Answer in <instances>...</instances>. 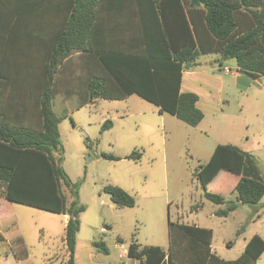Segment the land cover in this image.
<instances>
[{
	"label": "trees",
	"instance_id": "obj_1",
	"mask_svg": "<svg viewBox=\"0 0 264 264\" xmlns=\"http://www.w3.org/2000/svg\"><path fill=\"white\" fill-rule=\"evenodd\" d=\"M101 1L77 0L45 69L47 78L38 108L40 123H11L0 110V197L67 215L65 264H75L79 214L85 206L78 203V182H71L61 166L63 147L58 124L70 116L73 108L53 107L57 62L76 52L89 58L88 71L76 87L75 107L98 98L121 99L136 94L156 105L160 112L170 113L190 126H196L203 113L196 106L197 94L180 91V83L182 71L199 55L219 53L225 59H234L238 71L247 76H264V0H152L151 11L141 14L151 26L144 25L141 42L129 43L115 39L114 30L107 42L104 30L94 26ZM67 82L68 79L65 87L70 88ZM110 125L111 120H104L101 130ZM100 156L120 159L112 153L102 152ZM139 157L138 151L125 156ZM219 169L235 177L231 190L235 197L225 199L220 193L203 189L207 200L225 204L214 211L215 215L227 216L240 204L251 206L254 212L264 205V179L254 155L236 145L219 143L207 165L200 166L194 174L204 188L203 182L213 179ZM62 185L73 196L71 200L66 199ZM103 190L117 206L135 205L134 197L118 185L106 184ZM175 225L186 240L183 249L140 247L132 237L127 257L139 264H255L264 252V239L253 234L237 258L225 260L211 251V229ZM168 226L173 232L170 220ZM0 240H4L1 231Z\"/></svg>",
	"mask_w": 264,
	"mask_h": 264
},
{
	"label": "rangeland",
	"instance_id": "obj_2",
	"mask_svg": "<svg viewBox=\"0 0 264 264\" xmlns=\"http://www.w3.org/2000/svg\"><path fill=\"white\" fill-rule=\"evenodd\" d=\"M79 56L66 61V68L73 66L75 83L87 73L86 66L77 61ZM226 64L233 67L235 61L227 59ZM216 71L231 79L222 69ZM260 80L264 84V78ZM242 96L238 89L224 94L229 106L223 112L216 109L214 115L206 114V121L216 125L233 115L248 119L237 105ZM258 99L263 101L261 96ZM162 113L153 103L133 94L125 100L99 98L72 110L61 123V166L71 182H78V203L85 206L76 234L77 264H133L124 252L132 237L140 247L159 245L165 251H180L186 240L175 225L178 222L210 227L211 244L222 258L239 255L245 239L253 234L264 239V206L254 212L251 206L240 204L227 216H217L214 211L225 204H214L203 196V189H207L234 199L233 175L219 169L213 179L203 182L204 188L195 177L199 167L209 162L223 128L219 125L220 130L214 128L205 136L203 125L190 126L170 113ZM106 119L112 126L102 131ZM257 127L260 124L250 121L246 133H260ZM237 130L240 135L245 133L240 119ZM92 150L96 154H91ZM132 151L140 152L139 159L125 158ZM102 152L120 159L104 158ZM256 155L264 179V147ZM106 184L129 192L135 205H115L103 190ZM61 188L71 200L68 189L64 185ZM194 204L199 205L198 210ZM168 220L173 223V232ZM0 231L4 236L0 240V264H65L62 214L3 198ZM256 264H264V254Z\"/></svg>",
	"mask_w": 264,
	"mask_h": 264
},
{
	"label": "crops",
	"instance_id": "obj_3",
	"mask_svg": "<svg viewBox=\"0 0 264 264\" xmlns=\"http://www.w3.org/2000/svg\"><path fill=\"white\" fill-rule=\"evenodd\" d=\"M151 1L102 0L98 9L99 16L94 26L104 30L107 42L108 39H112V33L110 34L112 30L115 31V39L120 40L121 43L141 42L144 25L151 26L148 20L142 19L141 14H148L151 11ZM76 2L77 0H0V15L3 14V17L0 16V30L2 28L0 31V110L6 114L5 117L9 122L24 125L40 123L38 108L40 94L47 78L45 69L55 54L54 48L58 45V40L65 29L70 14L75 11ZM78 53L63 58L60 63L56 64V70L53 73L56 88L52 99L54 108L76 110L97 100L87 101L83 105L75 107L78 100L75 85L78 86V83L73 81L75 76L73 66L66 68V60L71 61L74 56L80 55L77 61L86 66L85 73L90 66L89 58L85 54ZM226 60L219 53L199 55L194 64L186 66L182 71L180 91L193 92L198 96L196 106L202 111L203 117L194 127L203 125L204 129L201 132L208 136L210 132H214V128L220 130L217 127L220 125L223 130L222 132L220 130V139H217L216 145L219 143L236 145L254 155L257 160L256 152L264 147V84L260 80L264 76L251 78L238 71L236 63L233 67L227 65ZM225 68H229L231 72H225ZM220 69L225 74H230L231 79L223 77L216 71ZM6 77L8 79H4ZM66 79H68L67 83L70 88L65 87ZM232 89L243 92L242 100L237 105L242 111V115H246L248 119L233 115L223 118V121L216 125H214V121L207 122L206 114L214 115L213 110L216 109L223 112L224 108L229 106L224 94L231 92ZM251 91H254V93L252 92L253 97L249 95ZM131 95L133 94L121 98V100H125ZM256 95L259 98L261 96L263 101ZM239 119L245 132L242 135L237 130ZM63 120L58 124L59 133ZM249 120L260 124V127H257L260 133L250 132L247 134L250 126ZM198 209L199 205L195 210ZM62 217L65 226L67 215L62 214ZM178 224L184 223L178 222ZM190 225L198 226L195 223ZM202 227L211 229L206 226ZM249 238L245 239L243 249ZM210 248L218 255L212 244H210ZM126 250L127 248L124 250L125 254ZM263 254L264 252L257 261ZM239 255L223 259L232 260ZM218 256L220 257V255ZM132 260L133 264H139L138 260ZM75 264H77L76 258Z\"/></svg>",
	"mask_w": 264,
	"mask_h": 264
},
{
	"label": "built area",
	"instance_id": "obj_4",
	"mask_svg": "<svg viewBox=\"0 0 264 264\" xmlns=\"http://www.w3.org/2000/svg\"><path fill=\"white\" fill-rule=\"evenodd\" d=\"M225 72H231L229 68H225Z\"/></svg>",
	"mask_w": 264,
	"mask_h": 264
},
{
	"label": "water",
	"instance_id": "obj_5",
	"mask_svg": "<svg viewBox=\"0 0 264 264\" xmlns=\"http://www.w3.org/2000/svg\"><path fill=\"white\" fill-rule=\"evenodd\" d=\"M91 154H96V151L95 150H92L91 151ZM97 156H99V155L97 154Z\"/></svg>",
	"mask_w": 264,
	"mask_h": 264
}]
</instances>
